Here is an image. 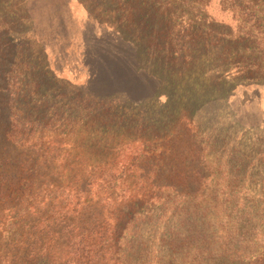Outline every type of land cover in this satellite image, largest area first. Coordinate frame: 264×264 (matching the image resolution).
<instances>
[{
	"label": "trees",
	"instance_id": "obj_1",
	"mask_svg": "<svg viewBox=\"0 0 264 264\" xmlns=\"http://www.w3.org/2000/svg\"><path fill=\"white\" fill-rule=\"evenodd\" d=\"M81 2L76 83L0 0V264H264V0Z\"/></svg>",
	"mask_w": 264,
	"mask_h": 264
},
{
	"label": "rangeland",
	"instance_id": "obj_2",
	"mask_svg": "<svg viewBox=\"0 0 264 264\" xmlns=\"http://www.w3.org/2000/svg\"><path fill=\"white\" fill-rule=\"evenodd\" d=\"M36 1L37 21L32 29L45 44L53 68L76 83L86 82L88 71L84 57L87 56L83 40L93 35L97 27L87 22L88 11L84 4L81 0ZM249 95L251 102L245 105L246 121L264 128V87L252 89Z\"/></svg>",
	"mask_w": 264,
	"mask_h": 264
}]
</instances>
